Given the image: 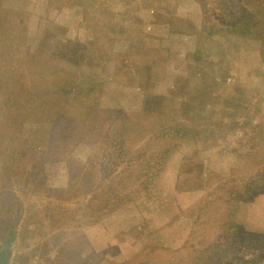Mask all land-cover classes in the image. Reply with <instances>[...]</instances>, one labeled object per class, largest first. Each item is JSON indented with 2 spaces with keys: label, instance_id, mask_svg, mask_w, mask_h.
<instances>
[{
  "label": "rangeland",
  "instance_id": "obj_1",
  "mask_svg": "<svg viewBox=\"0 0 264 264\" xmlns=\"http://www.w3.org/2000/svg\"><path fill=\"white\" fill-rule=\"evenodd\" d=\"M166 24L204 39L161 47ZM6 245L12 264H264V0H0Z\"/></svg>",
  "mask_w": 264,
  "mask_h": 264
},
{
  "label": "crops",
  "instance_id": "obj_2",
  "mask_svg": "<svg viewBox=\"0 0 264 264\" xmlns=\"http://www.w3.org/2000/svg\"><path fill=\"white\" fill-rule=\"evenodd\" d=\"M193 9H194V7H193ZM198 11H200V9H198ZM191 13L190 14H186L183 17L180 16L181 17L180 20H182V19L184 20L185 19L184 21H188V22L192 23V25L198 26L199 29H200L201 26H200L199 23L201 22V18H200L201 15H198V14L196 15V13H198V12H196L195 15H193ZM175 17H177V16H175ZM154 28L155 27L152 28L153 32L156 31ZM201 29H202V27H201ZM196 31H198V30H196ZM199 31L197 32V35H195V32L194 33L193 32L184 33L182 30L177 29V28L174 30L173 26H171L170 24H166L165 26H163V32L165 34V38L160 39V43L159 44H162L161 47L164 46L165 44L168 43V41L173 36V37H176V39H179V41L182 43V46H185V45L188 46V44L191 43L192 41L197 43V42H199V40H203L204 39V38H201V39L199 38L200 34H201V32H199ZM202 37H204L203 34H202ZM210 38H206L207 42H209V43L214 40V38H211V39ZM170 70L171 69H170V66H169V71ZM163 77L164 78H170V77H172V75L168 74V72H165Z\"/></svg>",
  "mask_w": 264,
  "mask_h": 264
},
{
  "label": "water",
  "instance_id": "obj_3",
  "mask_svg": "<svg viewBox=\"0 0 264 264\" xmlns=\"http://www.w3.org/2000/svg\"><path fill=\"white\" fill-rule=\"evenodd\" d=\"M12 248L9 245L3 247L0 251V264H12Z\"/></svg>",
  "mask_w": 264,
  "mask_h": 264
}]
</instances>
